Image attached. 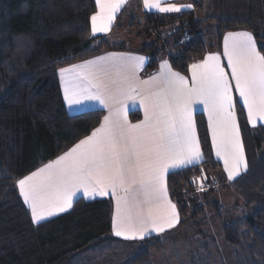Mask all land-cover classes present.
Returning <instances> with one entry per match:
<instances>
[{
	"label": "trees",
	"instance_id": "16d2710c",
	"mask_svg": "<svg viewBox=\"0 0 264 264\" xmlns=\"http://www.w3.org/2000/svg\"><path fill=\"white\" fill-rule=\"evenodd\" d=\"M194 7L176 14L143 13L139 0L124 8L114 29L127 41L110 45L104 37H90L95 0H0V264H87L134 247L129 258L113 264H151V254L164 249V236L127 242L112 235L110 199H78L72 208L34 225L16 182L56 159L100 124L102 110L71 115L63 102L57 70L82 62L106 50L135 49L148 57L145 72L167 59L170 67L186 74L189 65L208 50L220 49L225 33L252 32L264 54V0H192ZM216 26L208 46L203 29ZM25 47L18 51L20 45ZM237 118L247 169L228 181L213 155L205 119L195 122L203 162L167 177L177 205L179 228L195 232L187 260L178 264H224L216 239L208 229L213 212L230 264H264V126L247 124L237 106ZM132 121L138 120L131 113ZM219 174V176H217ZM204 176L233 190L241 214L223 222L220 203L209 199V186L198 193L192 180ZM177 230V231H178ZM166 236V235H165ZM110 256V257H111Z\"/></svg>",
	"mask_w": 264,
	"mask_h": 264
},
{
	"label": "snow or ice",
	"instance_id": "6c2138e0",
	"mask_svg": "<svg viewBox=\"0 0 264 264\" xmlns=\"http://www.w3.org/2000/svg\"><path fill=\"white\" fill-rule=\"evenodd\" d=\"M125 3L95 0L90 37L108 33ZM143 7L180 13L194 5L143 0ZM257 44L252 32H228L223 40L227 65L220 54H206L189 66L190 80L172 71L167 61L160 64L159 73L139 80L137 72L146 57L123 53L59 68L65 105L98 104L108 115L68 152L17 182L32 223L38 225L66 212L82 193L85 199L108 196L114 200L112 233L126 241H143L175 227L179 211L169 198L166 178L172 170L203 162L194 120L198 105L207 114L212 151L223 161L227 179L232 181L242 168L247 169L237 106L246 110L248 125L264 124V54ZM24 47L21 44L18 51ZM148 85L151 89L144 90ZM137 101L143 119L133 124L128 109Z\"/></svg>",
	"mask_w": 264,
	"mask_h": 264
},
{
	"label": "rangeland",
	"instance_id": "374dc122",
	"mask_svg": "<svg viewBox=\"0 0 264 264\" xmlns=\"http://www.w3.org/2000/svg\"><path fill=\"white\" fill-rule=\"evenodd\" d=\"M216 26L214 24H208L206 28L203 29V36L206 40V44L210 46L215 41V33H216ZM219 176V174H217ZM211 180H206L204 176L199 178H195L192 181H196L193 185L198 188V193L206 190V188H213L215 191L209 199L216 200L220 203L219 211L223 216V222H229L235 218L241 217V214L234 211L235 207L240 203L239 197L236 193L231 189H225L221 187L218 183V180H213L214 178L211 176ZM201 181L203 182V190H200ZM214 213L209 212L207 213V222H208V229L209 234L212 238L216 239L217 245L219 247L220 255L224 264H230L229 262V252L224 247L223 240L221 237L220 227L218 223L215 221L213 217ZM187 230V229H186ZM184 229H180L178 231H170L166 234L165 243L163 245L164 249L161 251H155L151 254V264H178V260H187L188 254L185 253L186 246L188 244L189 250L193 248L195 240V232L194 229H189L186 231ZM134 247H126L121 250L118 254L108 255L102 259H94L89 260L87 264H113L115 262H121L124 258H129V256L133 253ZM111 256V257H110Z\"/></svg>",
	"mask_w": 264,
	"mask_h": 264
},
{
	"label": "crops",
	"instance_id": "0c3cea01",
	"mask_svg": "<svg viewBox=\"0 0 264 264\" xmlns=\"http://www.w3.org/2000/svg\"><path fill=\"white\" fill-rule=\"evenodd\" d=\"M139 1H140L141 11H142L143 13H159V12H156L155 10H148V9H145V8L143 7V0H139ZM132 2H133V0H126V3L124 4V6H123V7L121 8V10L116 14V18L118 17L119 13H120L124 8H128L130 5H132ZM167 3L177 4V5L189 4V3L192 4V0H167ZM162 6H166V4H165V5H162ZM186 10H190V9H183L182 11H186ZM96 11H97V9H96ZM182 11H181V12H182ZM159 14H161V15H169V14H176V13H159ZM115 23H116V19H115L114 24H113V26L111 27V29H110V31H109L108 33H106V34H100V33H98V34L96 35V37H100V36L104 37V39H105L110 45H119V44H122V43H124L125 41H127L128 37H127L123 32H120V31H117V30L114 29ZM233 32H238V31H233ZM226 34H227V33H225V34L222 36V39H221V46H220V49H219V50H218L217 47H215V48H213V49H211V50H208V52L206 53V54H209V53H218V54H220V55H221V58H222V63H223L225 66L227 65V60L223 58V40H224V36H225ZM110 53H113V54H121V53H123V54H130V55H134V56H144V57H146V60H145V64H144V66L141 68V70H140L139 72H137V76H138L139 80H148L151 76L156 75L157 73H159V71H160V64H161L163 61H167V59L163 58V59L158 63V66H157L154 70H152V71L146 73V72H145V69H146V66H147V63H148V57H147L146 55L142 54L141 52L135 50V49H124V50H106V51H102V52L98 53V54L95 55V56H92V57H90V58H88V59H86V60H84V61H82V62H78V63H75V64L83 63V62H85V61L95 59L96 57H99V56H105V55H108V54H110ZM204 56H205V55H204ZM202 59H203V57H202L201 59H198V60L192 62L191 64H193V63H198V62H200ZM167 62H168V61H167ZM168 64H169V63H168ZM191 64H190V65H191ZM72 65H74V64H72ZM72 65H69V66H66V67H70V66H72ZM190 65H189V66H190ZM188 68H189V67H188ZM171 69H172V68H171ZM225 70H226V71L229 73V75H230V70L227 69L226 67H225ZM172 71H175V70L172 69ZM175 72H176V71H175ZM181 75L185 76V77L188 78L189 80L191 79V75H190L189 71H187V73H186L185 75H184V74H181ZM110 76H114V73H111ZM59 79H60V77H59ZM143 87H144V90H146V91L151 89V85L143 86ZM233 87H234V82H233ZM61 92H62V90H61ZM62 97H63V95H62ZM234 98H235V99H238V94H235V93H234ZM65 106H66V109H67L68 113L71 114V115L80 114V113H83V112L93 111V110H102L101 107H100L98 104H85V105H81V106L73 107V108H69L67 105H65ZM240 106L242 107V105H240ZM197 107L199 108V111H197V112L194 113V120H195V116H196V114H202V115H203V118L205 119L206 126H207V131H208V119H207V114L204 113V111H203V105H198ZM102 111L104 112L103 117H104L105 115H108V110H107V109H103ZM243 111H244V113H245V115H246V120H247V112H246V110H243ZM131 113H137L139 119H138V120H135V121H132V120L130 119V114H131ZM103 117H102L101 121L103 120ZM142 119H143V110L139 108V102L137 101V104H136L135 107H132L131 105H129V109H128V120H129V122L134 124V123L139 122V121L142 120ZM101 121H100V123H101ZM195 124H196V122H195ZM258 125H263V126H264V124H261L259 121L257 122V126H258ZM99 126H100V124H99L97 127H99ZM249 126L252 127L251 125H249ZM97 127H96V128H97ZM252 128H253V127H252ZM196 129H197V128H196ZM91 133H92V132H91ZM91 133H90V134H91ZM197 134H198V132H197ZM208 138H209V140H210V145H211V149H212L211 136H210L209 132H208ZM84 139H85V138H84ZM82 140H83V139H82ZM80 141H81V140H80ZM78 143H79V142H77L76 144H78ZM76 144H75V145H76ZM75 145H74V146H75ZM74 146H72L70 149H72ZM70 149H68L66 152H68ZM66 152H64V153H66ZM64 153H63V154H64ZM63 154H61V155H63ZM61 155H60V156H61ZM212 155H213L214 159H215L217 162H219V164H220V166H221L222 174H223V176L225 177V179L228 180V179H227V173H225V171H224L223 161L218 160L217 157L215 156V153H214L213 151H212ZM60 156H58V157H60ZM58 157H57V158H58ZM57 158L54 159V160H52V161H50V162H48V163H46V164H44V165L41 166L40 168L44 167V166L47 165V164H50V163L54 162L55 160H57ZM199 164H200V163H199ZM197 165H198V164H197ZM40 168H38V169L35 170L34 172L38 171ZM174 171H178V170H172V172H174ZM243 172H244V169L242 168L241 171H240V173H239V175H240L241 173H243ZM32 173H33V172H32ZM32 173L28 174L27 176L31 175ZM239 175H238V176H239ZM238 176H236L235 178H237ZM25 177H26V176H25ZM25 177H24V178H25ZM167 177H168V176H167ZM235 178H234V179H235ZM22 179H23V178H22ZM19 180H20V179H19ZM19 180H18V181H19ZM18 181H17V182H18ZM228 181H229V180H228ZM17 182H16V187H17V190H18V193H19V187H18ZM166 184H167V178H166ZM167 189H168V186H167ZM19 195H20V194H19ZM168 195H169L170 200L172 201V199H171V197H170V194H169V191H168ZM20 197H21V196H20ZM21 199H22V201H23V198H22V197H21ZM78 199H83V200H86V201H91V200H96V199H110V200L112 201V204H113V213H112V217H113V215H114V212H115V202H114V200H112V199H111L110 197H108V196H104V197H96L95 199H85V198H83L82 193H78V194H77V197L74 198V202H75L76 200H78ZM74 202H73V204H74ZM23 203H24V202H23ZM172 203H174V202L172 201ZM174 204H175V203H174ZM24 205H25V204H24ZM25 206H26V208H27V205H25ZM71 208H72V207H71ZM71 208H70V209H71ZM27 209H28V208H27ZM70 209H68L67 211H69ZM28 211L30 212L29 209H28ZM67 211H66V212H67ZM63 213H65V212H63ZM63 213H58L57 215H54V216L48 217L47 220H49V219H51V218H53V217H55V216L61 215V214H63ZM30 215H31V213H30ZM45 221H46V220H45ZM42 222H44V221H42ZM179 223H180V216H179ZM179 223H178L175 227H173V228H171V229H166L164 233H161V234H159V235H156L155 233H153L151 236L162 237V236H165V235H166L167 233H169L170 231H173V230L177 231L178 228H179ZM112 235H113V233H112ZM113 236H114L115 238H118V239H121V240H123V241H126V240H124V239H122V238H120V237H116L115 235H113ZM127 242H136V241H127Z\"/></svg>",
	"mask_w": 264,
	"mask_h": 264
}]
</instances>
